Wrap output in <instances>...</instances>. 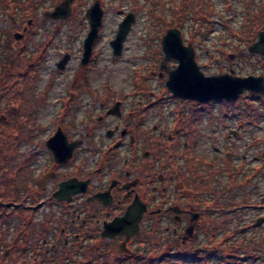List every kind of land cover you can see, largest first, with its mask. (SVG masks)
Segmentation results:
<instances>
[{"label": "flooded vegetation", "instance_id": "obj_1", "mask_svg": "<svg viewBox=\"0 0 264 264\" xmlns=\"http://www.w3.org/2000/svg\"><path fill=\"white\" fill-rule=\"evenodd\" d=\"M255 1L264 9V0ZM253 21L251 29L258 27ZM238 37L234 35L238 50L248 48L249 59L256 55L264 62V52L250 51L257 42ZM83 45L84 41L81 57ZM69 51L64 49V56ZM95 56L94 47L89 64ZM227 57L232 64L236 60L235 53ZM67 61L66 57L58 64L60 71ZM222 74L240 77L234 68L222 69L218 75ZM86 77L83 70L71 85L58 87V111L49 136L26 137L23 143L27 195L41 196L30 205L64 207L58 208V215L34 221L33 240L31 230L24 233L27 242L20 247L26 249L28 262L226 264L224 258L231 257L237 260L232 264H264V137H248V144L240 148L236 143L244 137L239 133L204 137L200 125L193 134L186 131L181 136L172 126L167 137H157L144 130L142 111L133 107L136 86L123 92L105 84L86 85ZM254 77L264 79L263 74ZM124 93L131 94L129 101ZM39 104L46 105L45 97ZM35 116L32 113L36 125ZM57 131L58 163L47 145ZM31 145L37 149L29 151ZM39 151L46 153L41 165ZM72 181L84 184L85 191L68 202L53 198L62 183ZM132 207L141 217L132 220L127 233L104 234Z\"/></svg>", "mask_w": 264, "mask_h": 264}, {"label": "rangeland", "instance_id": "obj_2", "mask_svg": "<svg viewBox=\"0 0 264 264\" xmlns=\"http://www.w3.org/2000/svg\"><path fill=\"white\" fill-rule=\"evenodd\" d=\"M33 1L34 4H38V20L35 22L36 24L34 23L35 25L29 21V25L38 30L36 29L37 34H35L34 40L25 44V48H27L25 63L31 66L34 62L41 61L43 66L38 68V85L35 87V91L29 94L30 119L35 123V119H32V113H36L35 118L37 120L35 129L30 128L31 132L27 137H37V139L43 140L44 137L49 136L54 128L55 115L58 111V104L55 102L58 97V87L71 85L83 70L87 72L85 80L88 82L86 85L105 84L123 92H128L132 90L133 86H136L137 91H139L136 94L137 104L133 103L134 106L128 104L127 108L130 106L139 107L142 111L144 130L154 132L153 134L157 137H167L169 128L172 126L178 130L181 136L186 131L193 134L195 129H198V125H200V134L204 137H224L231 130L239 133L241 135L239 137H244L236 143L240 148L248 144V141H245L248 137H264V95L245 92L233 102L212 101L199 104L194 101L175 98L171 94L166 87L168 74L160 69L164 57L161 41L166 34L161 31L166 24L158 22L159 10L155 13L150 12L151 6L146 0H139L138 6L134 5L133 0L103 1L105 18L95 42L97 56L85 68L81 67L82 57L79 50L80 44L87 37L90 28L86 18V10L95 1L101 2V0H82V5L75 12L74 0L70 17L66 20L55 21L46 17V13L52 12L64 0ZM165 1V14L170 20L172 2L171 0ZM210 1L208 0L206 5ZM216 3L215 11L210 18L207 19L205 14L198 18H192L185 22L186 24L181 29L183 43L188 45L194 42L197 51L196 62L200 70L206 76H218L222 69L227 71L230 68L236 69L240 77L264 75L262 57L254 55L250 56L249 59V49L238 50L235 46L240 43L234 39V35H239L241 38H238L244 39V41L259 42V35L264 33V9L255 0H217ZM232 4L233 7L231 8L229 5ZM17 13L20 16H17V21L14 23L10 20L8 12L1 11L0 62L2 59L4 62H11L9 61L10 58L7 59V56H11L7 51L10 49L17 51L19 43L20 47H23L24 31H27V27L22 31L24 27L22 12L19 9ZM130 13L136 16V22L124 43L122 55L115 57L110 42L115 38L118 25ZM75 16L76 20L74 21ZM252 19L257 20L258 25V27L254 26L253 29L250 28L249 23ZM17 23L21 29L14 28ZM211 31L213 34L215 33L213 36H211ZM54 32L58 33L54 35ZM21 34L22 37L17 40V35ZM11 35L15 36V39L11 38ZM193 35L195 41H193ZM203 38H206L205 43H202ZM12 39L15 41L11 45H7V49H4L8 40L12 41ZM201 39L202 42H200ZM210 39L212 44L208 42ZM224 43L226 44L224 45ZM243 45L246 47V44ZM44 46L47 48L45 52L40 49ZM55 48L57 50H54ZM58 48L61 50L59 53ZM64 49L70 50L65 55L69 61H67L65 70L60 71L58 64L66 58ZM5 52L7 54L4 55ZM230 53H235L236 60L233 64L227 57V54ZM176 66L177 62L174 60L167 62L169 70H174ZM12 69L14 71V68ZM4 82L3 79L0 84ZM48 91L51 93H47ZM125 94L129 101L131 94L124 93L122 95ZM43 97H45L46 105L40 107L39 101ZM33 101H36V104ZM134 101L131 100V102ZM133 107L131 111H137ZM219 113L227 114L229 119L222 118ZM134 115L133 117L136 116ZM23 143L21 145L22 156L27 151V147ZM36 149L37 147L31 145L29 151ZM45 157L46 153L39 151L38 165L44 162ZM22 195L24 194L22 193ZM40 198L41 196L29 194L26 201L27 206ZM35 203L36 201L33 205ZM19 208L23 209L22 205L19 204ZM58 208L59 210L64 209L58 205L47 204L41 209L39 216L35 215L34 221L39 218L38 221L43 222L49 215H58ZM23 210L21 214L18 211L15 213L17 216L13 219L8 233L9 240H13L19 233L20 218L27 217L30 212L28 208Z\"/></svg>", "mask_w": 264, "mask_h": 264}, {"label": "trees", "instance_id": "obj_3", "mask_svg": "<svg viewBox=\"0 0 264 264\" xmlns=\"http://www.w3.org/2000/svg\"><path fill=\"white\" fill-rule=\"evenodd\" d=\"M81 1L75 0L74 12L82 5ZM133 1L134 5L138 6L139 0ZM146 2L150 3V12L155 13L159 10L157 14L158 22L166 24L161 31L163 34L172 28L181 30L182 26L186 24L185 22L192 18H198L205 14L208 19L215 11L212 5H208L207 9L205 8V0H179V2L178 0H171V17L168 20L165 14V0H146ZM37 6L38 4H34L33 0H0V15L2 10L8 12L10 20L15 23L18 16L17 11L20 9L24 23L22 31L27 27V31L24 32L23 47H20L19 43L17 51L14 49L7 51L11 55L7 56V59L10 58L9 61L11 62H4V59L0 62V81L5 80L3 84H0V264H31L27 260L26 249L21 248L20 245L27 242L24 239L26 231H32L29 234L30 241L35 238L33 229L36 224L33 217H31V222L27 220L32 214V207H28L26 203L28 195L25 182L22 179L25 171V161L21 153V145L30 134V128L35 127L34 121L30 119L29 94L35 91L39 80L38 68L43 66L41 61L34 62L31 66L25 63L27 57L25 44L34 40L38 30L29 25V21L34 24L38 20ZM142 8L144 7L142 6ZM75 20L76 16L74 17ZM14 28L21 29L18 27V23ZM57 33L54 32V35ZM11 36L15 39V36ZM14 39L12 41L8 40L4 49H7V45H11L15 41ZM191 44L195 48L194 42H191ZM7 53L5 52L4 55ZM12 68H14V71H12ZM19 204L25 210L28 208L30 212L27 217L20 218L19 233L13 240H9L8 233L13 219L17 216L15 213L18 211L21 214L24 211L19 208ZM34 243L38 245L37 241H34ZM46 261L47 259H44L39 264H45ZM236 261L231 257L223 260L226 264H232Z\"/></svg>", "mask_w": 264, "mask_h": 264}, {"label": "water", "instance_id": "obj_4", "mask_svg": "<svg viewBox=\"0 0 264 264\" xmlns=\"http://www.w3.org/2000/svg\"><path fill=\"white\" fill-rule=\"evenodd\" d=\"M74 0H64L52 12L46 13V17L51 20H66L72 13V4ZM86 18L89 21V32L84 40L81 65L85 67L89 64L93 46L98 38L99 30L103 22V9L99 1H95L86 12ZM136 21V16L132 13L127 14L118 25L115 38L110 42L113 55L119 57L122 55L124 43L132 30ZM25 32V31H24ZM22 37L17 35L16 39ZM163 62L160 69L168 74L166 87L171 94L181 100H192L198 103L210 101L233 102L244 92L261 94L264 92L263 77H237L228 74L218 76H206L200 70L195 60V50L192 44L184 45L182 33L179 29H169L163 36L162 41ZM251 52H264V33L259 35V42L250 48ZM174 60L177 66L174 70H169L167 62ZM47 145L58 163V131L48 141ZM84 184L72 182L62 183L59 190L53 194V198L58 201H69L72 195H78L84 192ZM67 197L64 198L63 197ZM141 211L136 207L129 208L123 218L115 220L109 224L104 233L109 235L114 232H128L131 228L132 220L140 218ZM110 232V233H109Z\"/></svg>", "mask_w": 264, "mask_h": 264}, {"label": "built area", "instance_id": "obj_5", "mask_svg": "<svg viewBox=\"0 0 264 264\" xmlns=\"http://www.w3.org/2000/svg\"><path fill=\"white\" fill-rule=\"evenodd\" d=\"M211 1L215 4V6L217 5V3H216L217 0H211ZM214 34H215V33H214ZM214 34H213V35H214Z\"/></svg>", "mask_w": 264, "mask_h": 264}]
</instances>
